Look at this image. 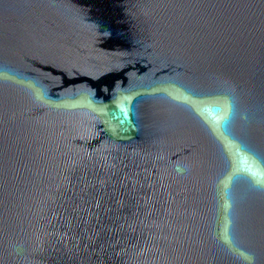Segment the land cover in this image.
<instances>
[{"label": "water", "instance_id": "water-1", "mask_svg": "<svg viewBox=\"0 0 264 264\" xmlns=\"http://www.w3.org/2000/svg\"><path fill=\"white\" fill-rule=\"evenodd\" d=\"M0 264H264V0H0Z\"/></svg>", "mask_w": 264, "mask_h": 264}]
</instances>
